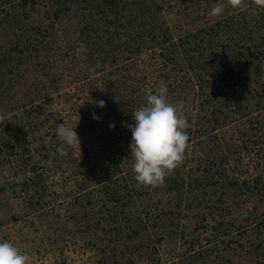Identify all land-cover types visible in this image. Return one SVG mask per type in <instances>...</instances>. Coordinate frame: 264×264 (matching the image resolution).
I'll list each match as a JSON object with an SVG mask.
<instances>
[{
	"label": "rangeland",
	"instance_id": "1",
	"mask_svg": "<svg viewBox=\"0 0 264 264\" xmlns=\"http://www.w3.org/2000/svg\"><path fill=\"white\" fill-rule=\"evenodd\" d=\"M82 1L70 3L69 10L56 20H53L54 11L50 9L48 0H9L5 8H0V54L8 57L7 63L0 66V242L14 243L22 253L32 258V264H264L262 185L250 193L248 201L243 200L245 196L235 197L239 205L231 206L230 214L213 215L198 206L199 213L206 212L203 227L196 225L200 218L196 219L195 209L190 210L192 216L179 219L170 214L162 217L154 209L153 226L149 225L143 230L141 225L138 226L136 218L135 223L131 221L136 234L128 235L126 227L125 231L117 234L118 224L126 226L123 216L127 214H120L118 208L111 211L116 214L110 218L100 201L108 200L104 190L112 188L110 181H116V185L127 184L128 192L140 187L138 182L134 183L129 178V175L135 176L130 150L132 132L129 127L135 123V103L130 102L132 98H125V107L121 109L123 111L109 107L106 102L103 108L95 103L109 97L108 92L113 89L112 81L122 74L118 68H121L120 55L123 54L115 51L116 60L105 63L103 58L108 55H104L102 60L96 54L88 55L90 51L83 43L86 38V30L83 28L88 25L87 14L92 9H87L90 3L84 4ZM149 1L156 13L157 22L162 23L175 41L180 37L190 38L194 31L209 27L228 14L233 15V22H237V25L232 29L225 26L220 28L216 37L219 43L213 48L218 49L217 54L222 52L223 58L228 50H235L238 44L242 53L239 56H227L235 69L246 60H254L262 66V71L257 76L250 74L243 79L245 89L230 90L231 105L222 108V119L215 127L224 149L232 152L228 156V165L234 167L240 164L238 173L248 178L260 176L264 180V44H261L263 37H260L264 35V29L255 21L259 11L263 13L264 8L257 7L253 0H245L246 7L239 9L227 5V0ZM21 2L25 3L23 8ZM218 2L225 5L223 14L210 17L209 12ZM35 33L46 37L43 43L34 46L36 51L29 49L19 53L10 50L14 46V39L19 40L21 48L29 40L34 44L35 36L40 37ZM249 34L259 35V40L253 43L255 38H250ZM191 41L194 40L191 38ZM152 49L156 50V54L159 53L157 47ZM148 52L151 51L147 50L142 57L148 59ZM157 55L156 61L150 59L140 63L138 60L140 66L150 62V70L156 74L149 75V81L143 84L154 93L162 82L167 85L169 102L177 104L175 101L178 100L177 105H183L189 124L186 131L190 138L195 133V124L203 120L204 115H196L200 108L186 101L181 102V97L173 99L168 87V84L177 86L179 83L176 80L178 76L174 79V75L182 73L177 72L179 61L183 63L181 53L176 50L169 54L168 59ZM162 61L167 63L163 64ZM211 66L206 64L205 68ZM155 67L164 68V71L166 69L168 74L166 79L158 78L159 83ZM185 70L188 72L189 69ZM204 74L208 75L206 70ZM58 78H62V81ZM194 79L195 82L186 87L199 101L200 95L197 92L202 93V90H198V78ZM203 90L207 94L211 92ZM233 91H236L239 100ZM68 92L74 95H67ZM97 92L101 96L93 99V94ZM87 99L97 109L86 107L85 115H79L73 103L87 102ZM122 100L114 98L112 106L117 107ZM261 100L263 105L259 104ZM93 113L100 119H94ZM110 118L117 119L118 128L110 127L111 120H107ZM63 122L75 128L80 149L78 146L63 145L67 155L56 162V150L59 147L54 146L50 150L52 154L55 153L54 160L49 165L44 162L41 149H36L33 143L36 145L39 134L47 132L49 137L55 136L62 146L56 128ZM30 123L36 124V127L34 125L30 128ZM204 124L205 129L213 125L205 121ZM33 136L36 139L34 142ZM8 139L19 140L21 143L11 153L6 142ZM30 140V148L25 151L23 145ZM247 142L249 144L246 146ZM192 143L189 141L190 146L186 149L183 163L176 168L181 170L182 175L192 169L193 161L203 159L208 153L210 143H204L203 147L197 146L196 142ZM20 149L17 154L16 150ZM88 156H92V164L88 162ZM67 157H72V160L69 161ZM23 159H27V163L33 161L43 179L37 185L25 187L27 191L20 189L27 172L24 170L27 163L24 164ZM79 163L85 165L82 164L85 173L83 179L76 172ZM119 164L122 173L116 169ZM106 178L110 181L102 188L99 180L105 181ZM82 185H85L84 188L76 192ZM37 193L39 202L31 207L26 202L30 194L36 196ZM29 200L35 201V198L30 197ZM137 201L133 208L131 205H122L125 209L123 212L135 214L134 209L142 207L141 201ZM13 216H17V220ZM226 219L234 220L244 229L236 243V234L233 241H228V238L214 233L213 222L216 224ZM141 240L147 242L148 246L144 242V247ZM201 251L207 252L209 256L203 253L204 256L200 257L198 253Z\"/></svg>",
	"mask_w": 264,
	"mask_h": 264
},
{
	"label": "trees",
	"instance_id": "2",
	"mask_svg": "<svg viewBox=\"0 0 264 264\" xmlns=\"http://www.w3.org/2000/svg\"><path fill=\"white\" fill-rule=\"evenodd\" d=\"M8 1L9 0H0V8H5ZM48 1L51 4L50 9L54 11L53 20H56L61 17L62 13H66L69 10L70 3H74L76 0ZM82 2L84 4L90 3L87 9H92L87 14L89 18L87 20L88 25L83 28V30H86V38H84L85 41L83 40V43L90 51L88 55L93 56L96 54L98 55V59L101 60L104 55H108V57L103 58L105 63L107 61L114 62L116 60L115 51H121L120 54H123L120 55V58H122V63L120 64L121 68H118L122 74L119 78L112 81L113 89L108 92L109 97L102 98V100H104L109 107H113L115 110L124 109L125 98H132L130 102L135 103V108H138L141 104H145L146 93L150 91H148V88L145 87L143 83L149 81V75L156 74H152L149 67L150 62L142 66H140V63H145L146 60L150 59L156 61V57H158L157 54L168 59L169 54L178 50V52L181 53L183 63L179 61V68L177 69V72L182 73H177L180 75H174V79L178 76L176 80L179 83H177V86L168 84L169 90L172 92L173 99L181 97V102L186 101L185 103L192 104L193 106L200 108L198 113L196 112V115H204V119L195 124V133L189 138V141H193V143L196 142L199 147H203V144L206 142L210 143L208 144L209 148L207 149L208 153L206 152V156H204L203 159L201 158L193 161L194 165L191 167L192 169L190 171L194 170V172L189 171L191 174L187 172L185 175H182L180 173V169H175L174 172L165 178L162 186L152 187L138 183L140 186L137 187L138 190L128 192V190H126L128 186L127 184L116 185L114 183L116 181H110L107 178L105 181L99 180L102 188H105L109 181V183L113 184L112 188H105L106 190H104L105 197L108 200L100 201L101 206L107 209L109 217L112 218L116 213L113 214L111 211L117 210L118 208V212H120V214H127L123 216L126 226H119L118 224V227L116 228V230H118L117 234H120L121 231H125L124 227L128 228V235L132 236L136 234V229L131 226V221L135 223L136 218L139 221L138 226L141 225L140 228L143 230L149 225L153 226L155 219H153L152 211H154V209L158 210V214L163 215L162 217L170 214V216H173L174 218L176 217L177 219L182 216H192L193 213L190 210L195 209L197 210L194 212V214L197 215L196 219H198V217L200 218L196 221V225H198V227H203V222L206 221V212L199 213L198 206L204 208L213 215L220 213L223 216L230 214L229 210L231 206L239 205L238 202H236L235 197L245 196V199L243 200L248 201L250 193H254L252 191L257 190L259 186L262 185L260 188L264 190V180H261L260 176L254 178L245 177L243 176L244 174L237 172V169H240L238 167L240 164L235 165L234 167L228 165V156L232 154V152H230V150L228 152L227 149H224L217 134L218 129L215 127V125H217L222 119V114L220 113L222 108L224 109L225 107H230L231 105V96L229 94L230 90H232V88L233 90L234 88H237L239 91L241 89H245V82L243 79L248 78L250 74L257 76L262 71V66L257 64L254 60H246L238 69H235L232 61L227 59V56H239L242 53L239 50L240 48L238 44H236L237 48L235 50H228L227 54L224 55L223 58H221L222 52L217 54L218 49L213 48L219 43L216 37L218 36L220 28L222 29V27L225 26V28L232 29V27L237 25V22H233V15L228 14V16L222 17L211 26L202 27L199 30L194 31L191 33L190 38L180 37L179 40L175 41L168 30L164 29L162 23L157 22L158 19L155 18L156 13L152 10L153 8L151 7V2L149 0H83ZM94 2H96V4ZM23 3L21 2L20 4L22 8L25 4ZM122 8L125 9L122 11ZM150 12L153 13L150 14ZM97 20H100L101 22H98ZM255 21L263 30L264 12L262 13L259 11ZM259 26L258 29L260 28ZM101 30L102 32L100 33ZM35 34L40 36H35L33 39L35 45L29 40V43L21 48L19 40L14 39V46L11 47L12 49L10 48V50L18 51L19 53L27 52L29 49L36 51L37 49L34 46L43 43L46 37L45 35H41L39 33ZM258 36H251V34H249L250 38H255L253 43L259 40ZM260 37H263V41L261 42L263 45L264 35H260ZM191 38L194 41H191ZM224 46L226 47V45ZM153 47H157L159 53L156 54V50L152 49ZM147 50L151 51L150 53L148 52V59L142 57V54ZM4 56V54H0V66L1 64L7 63L8 57ZM91 59L93 60V57ZM162 62L163 64L167 63V61ZM217 62H219V64H216ZM206 64H212V66L207 69L205 68ZM7 68L8 67H5L6 70L12 72L11 69L9 70ZM185 69H189L188 72ZM156 70L158 73L157 83H159L158 78L166 79L168 77L166 69L164 71V68L160 69V67H157ZM205 70L208 74L207 76L204 74ZM193 76L195 78L197 77L198 82H200L198 90H202V93L197 92V94L200 95L199 101L194 98L190 88L186 87L189 83L193 84L195 82ZM58 79L62 81V78ZM146 85L148 84L146 83ZM203 89H207L209 91L211 90V92L208 94L204 93ZM151 92L154 93L153 90ZM72 94L74 95V93H67V95ZM234 94V96L237 95L236 91ZM100 96V92H97L93 94V99ZM116 97L123 99L117 105L118 108L116 106H112L113 99ZM237 99L239 100L238 95ZM82 102H76V104L73 103V107L79 115H85L86 107H90L92 109L96 108V106L92 107V105L88 103L89 99H87V102ZM175 103L178 104V100H176ZM259 104L263 105L262 100ZM224 119L227 121V118ZM107 120H111L109 125L114 123L118 128L119 124L117 119L110 118ZM204 121L213 123L212 127L205 129ZM29 125L30 128H33L34 125L36 127V124L34 123H30ZM37 138H39V141H37L36 145L35 143H33V145L36 149H41L44 156V162L48 164L47 160L49 161L50 158L54 160L50 150H52L54 146L61 147L59 141L55 136L49 137L47 132L46 134H39V137ZM34 140L36 141L35 137L33 138V142ZM6 142L9 144L8 147L10 153L13 152L17 146H19L18 144H21L19 143V140L13 141L12 139H8ZM30 142L31 140L26 143V145H23L25 151L30 148ZM246 144L249 143L247 142L245 145ZM188 146L190 145L188 144ZM16 151H18L17 154H19L21 149ZM60 157L63 158V156L58 153L56 162H58ZM67 158L69 161L72 160V157ZM91 158L92 156L90 158L89 156L87 157L89 163L92 161L90 160ZM23 162L26 164L27 159H23ZM82 164L84 165V163ZM82 164H77L76 167L78 170H76V172L80 175V178L83 179L85 173ZM116 169L122 173L120 164L117 165ZM24 170L27 172H25L26 175L21 181L20 189L23 188V190L27 191L25 187H31L37 185L38 182L43 181L42 174L36 171L33 161L31 163L28 162ZM129 178L133 179L132 182H137L135 176L132 177L129 175ZM8 185H10L9 182ZM84 186L82 185V187H79L76 192L84 188ZM32 194H30V197L35 198V201H30L29 197V202L27 200L26 203H28L31 207H34V205L39 202V199H37L39 194L37 193L36 196ZM132 197L141 201L142 207L134 209L135 214L128 211L127 213L124 211V213L123 206L131 205L133 208V206L137 205L134 203L136 200ZM257 199H259V197H257ZM104 211L105 210H103V212ZM13 219L17 220V216H13ZM122 227L123 229H121ZM212 228L214 229L215 235H221L222 238H228V241H233V236L236 234L237 239L234 241L235 243L238 240V235H242L244 231L243 228L231 219L219 221L216 224L213 222ZM144 242L145 241L141 240V244L145 247ZM203 253L209 256L205 251L199 252L198 255L203 257Z\"/></svg>",
	"mask_w": 264,
	"mask_h": 264
},
{
	"label": "clouds",
	"instance_id": "3",
	"mask_svg": "<svg viewBox=\"0 0 264 264\" xmlns=\"http://www.w3.org/2000/svg\"><path fill=\"white\" fill-rule=\"evenodd\" d=\"M257 7L264 8V0H253ZM227 5L234 9L246 7L245 0H227ZM225 5L217 3L209 12L210 17H219L223 14ZM168 88L163 82L155 93H146V103L133 109L135 123L129 125L132 132L131 158L135 179L145 186L159 187L164 184L165 178L179 167L185 158L189 144V127L182 104H173L167 97ZM95 103L99 107L105 106L104 100ZM93 118L100 117L93 113ZM115 127V124H110ZM56 134L63 142L56 151L67 155L68 147L78 146L80 140L75 128L66 126L63 122L57 125ZM55 156V153L52 154ZM48 164H52L50 158ZM0 264H32V258L22 253L10 241L0 242Z\"/></svg>",
	"mask_w": 264,
	"mask_h": 264
}]
</instances>
